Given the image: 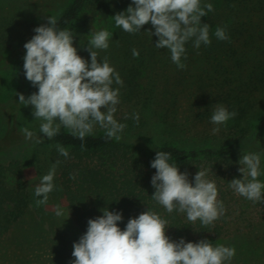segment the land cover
<instances>
[{"label": "trees", "instance_id": "1", "mask_svg": "<svg viewBox=\"0 0 264 264\" xmlns=\"http://www.w3.org/2000/svg\"><path fill=\"white\" fill-rule=\"evenodd\" d=\"M85 2L72 0L56 17L57 28L69 29ZM103 2L104 16L111 22L112 44L118 51L115 56L122 64L118 69L123 80L120 92L124 101L139 105L134 113L139 115V122L133 119L134 114L123 120L127 126L120 133L122 138L119 141L106 138L105 132L86 136L81 141L68 130L60 129L52 139L33 131L35 137L42 139L40 144L54 148L60 144L69 151L68 158L58 156L63 164L59 177L61 190L75 221L86 231L87 221L103 215L101 209L107 208L122 213L123 220L118 222V226L123 230L129 218L151 210L167 220L166 234L171 239L179 241L184 238L186 242L223 238L251 227L252 222L247 221L249 219L244 216L241 206L236 209L222 196L218 199L223 202L225 212L207 226L199 220L195 223L188 221L185 213L176 210L168 213L151 197L155 192L151 178L156 171L151 167V161L157 151L171 152L170 162L175 161L179 165L205 161L221 169L238 160L237 142L218 147L184 148L172 141H157L148 130L162 129L169 134L176 130L178 124L169 125V112H174L178 98L182 94L188 95L189 90L191 98L202 102L203 110L197 114L200 121L211 117L213 107L220 103L226 105L230 112L237 113L227 121L228 126L245 132L249 130L254 119L251 95L264 88V28L258 29V22L254 20L259 17L264 23V0H202V5H213V11L201 17V23L210 25L211 44H201L196 49L193 41L187 42V59L182 58L186 64L184 69H178L171 61L169 50L155 47L158 37L147 32H154L151 24H146L135 34L116 27L113 16L125 11L132 0ZM217 27L226 30L228 40L221 41L215 37ZM133 49L139 52L138 57L133 56ZM78 55L84 58L82 53L78 52ZM23 63L21 59L17 64L15 74L19 87L3 118L0 155L12 152L25 142H35V137L31 140L25 138L15 120L20 104L17 93L26 96L34 89L25 77ZM163 67L174 69V84L165 85L158 94L154 81L158 70ZM161 101L167 107L163 108ZM256 122V131L264 128V113L259 119L257 117ZM82 143L84 150L81 149ZM10 174L13 176L12 184L8 180ZM70 174L75 175V179L70 178ZM26 202L19 161L13 158L7 164L0 163V236L7 233L23 214ZM260 204L264 207V202Z\"/></svg>", "mask_w": 264, "mask_h": 264}, {"label": "clouds", "instance_id": "2", "mask_svg": "<svg viewBox=\"0 0 264 264\" xmlns=\"http://www.w3.org/2000/svg\"><path fill=\"white\" fill-rule=\"evenodd\" d=\"M210 11L213 5H202V0H132L125 11L113 18L116 27L132 34L151 24L154 32H147L158 37L155 47L169 50L171 61L178 69H184L186 64L182 58L187 59V42L193 41L196 49L201 44H211L210 25L201 23V17ZM57 23L55 16H47V24L36 27L35 35L23 45L26 50L24 74L38 91L27 98L17 93L19 103L32 106V115L41 121L39 131L48 139L64 127L73 137L83 141L99 125L105 130L106 138L119 141L127 125L114 118L120 101L119 88L114 89L112 85L122 87L123 80L108 57L101 62L98 52L93 50H107L112 34L106 29L92 33L89 46L85 48L90 53L89 63L73 46L72 32L58 29ZM214 35L221 41L229 39L222 27H217ZM132 54L139 56L136 49ZM236 114L216 103L210 123L226 124ZM133 119L138 123L139 115L134 114ZM219 130L214 127L211 131L216 134ZM21 131L26 139L35 137L28 128ZM35 142L41 143L42 139L35 137ZM84 147L82 143L81 149ZM56 148L60 155L68 158V149L60 144ZM171 156V152L157 151L151 161V167L156 170L151 178L155 189L152 199L168 213L176 210L185 213L192 223L199 220L204 226L212 224L225 212L215 181L207 179L205 169L195 174L194 183L190 182L189 174L181 172L175 161L170 162ZM59 163L52 164L35 187L34 195L39 198L35 201L37 207L46 205L49 194L56 190L53 181ZM238 163L242 179L231 180L229 187L253 203L264 202V183L258 179L260 154H244ZM70 178L75 179V175L70 174ZM101 211L103 215L89 219L86 232L74 242L71 264H230L236 255L235 247L214 245L207 239L199 242L171 239L166 234L167 220L151 210L129 218L123 230L118 226L123 220L121 212L107 208ZM55 215H64L59 206L55 208Z\"/></svg>", "mask_w": 264, "mask_h": 264}, {"label": "rangeland", "instance_id": "3", "mask_svg": "<svg viewBox=\"0 0 264 264\" xmlns=\"http://www.w3.org/2000/svg\"><path fill=\"white\" fill-rule=\"evenodd\" d=\"M71 1L0 0V132L3 118L19 87L15 73L19 60L23 59L26 53L23 45L35 35L33 30L36 27L47 24V16L57 17ZM103 5V0H86L77 19L68 29L74 36L73 46L89 63L90 53L85 48L89 46L92 33L105 29L109 31L111 24L104 16L105 7ZM254 20L258 22V29L264 28V23L259 17H255ZM112 41L110 37L107 50H93L98 52V60L101 62L107 56L110 65L118 72L122 64L115 56L118 51L114 48ZM174 75L175 71L172 67L168 69L163 67L158 70L157 80L154 81L158 94L165 85L173 86ZM142 83L146 85L147 82L143 80ZM112 87L119 88L120 101L116 106L117 111L114 118L119 123H123L126 117L139 109V105L134 106L133 101H124L120 85L113 83ZM169 88L172 89V87ZM37 91L38 88L34 87L25 98ZM251 96L254 119L246 132L227 124L214 125L210 123L211 117L200 121L197 114L198 111L203 110L202 102L191 98L190 90L188 95L182 94L178 98L177 105L173 108L174 112H169V125L178 124L176 130L173 129L170 134L162 129L148 130L152 132L151 135L155 136L157 141H172L184 148L218 147L237 142L236 157L238 160L232 166L218 169L212 163L205 161L190 162L187 165L177 164L181 172L186 171L189 174L190 181H194V176L199 170L206 169L207 179L216 183L218 198L225 197L236 209L240 205L244 216L249 219L247 221L252 222L251 227L234 235L207 239L214 245L223 244L235 247L236 255L230 264H264V207L260 204L261 202L253 203L236 194L229 187L231 180L242 179V173L238 171L240 167L238 161L244 154H260L261 175L258 177L260 182L264 177V128L259 131L255 130L257 117L259 119L264 113V88L254 92ZM163 101H161L163 108L167 107ZM224 106L227 108L226 105ZM32 112V106L19 104L15 117L17 128H28L40 133L41 121L35 120ZM214 127L220 129L216 134H212L211 131ZM61 129L67 130L64 127ZM104 132L105 130L99 125L94 127L93 134ZM59 155L56 148L32 141L21 144L12 152L0 155V163L7 164L13 158L19 161L23 171L27 201L23 214L7 233L0 236V264H71L74 260L73 244L78 242L86 231L75 221L61 190L59 174L63 164ZM56 161L60 162L53 181L56 190L49 194L46 205L37 207L35 201L39 198L34 195V189L40 183L41 177L48 173L51 165ZM8 177L9 183H14L13 176L10 174ZM57 206L63 210V216L55 215Z\"/></svg>", "mask_w": 264, "mask_h": 264}]
</instances>
